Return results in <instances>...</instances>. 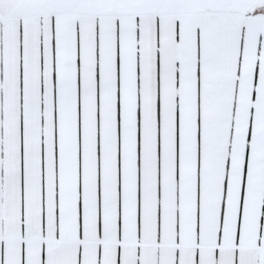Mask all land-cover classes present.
<instances>
[{
  "label": "snow or ice",
  "instance_id": "snow-or-ice-1",
  "mask_svg": "<svg viewBox=\"0 0 264 264\" xmlns=\"http://www.w3.org/2000/svg\"><path fill=\"white\" fill-rule=\"evenodd\" d=\"M0 264H264V0H0Z\"/></svg>",
  "mask_w": 264,
  "mask_h": 264
}]
</instances>
